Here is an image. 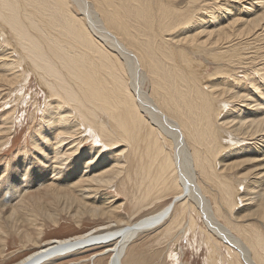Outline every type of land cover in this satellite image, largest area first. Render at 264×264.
<instances>
[{
	"label": "bare ground",
	"instance_id": "bare-ground-1",
	"mask_svg": "<svg viewBox=\"0 0 264 264\" xmlns=\"http://www.w3.org/2000/svg\"><path fill=\"white\" fill-rule=\"evenodd\" d=\"M31 73L47 96L31 144L52 154L53 176L45 183L35 170L30 185L43 195L4 209L2 181L14 173L19 182L29 165L1 172L0 233L37 223L31 209L55 225L62 215L113 222L123 205L112 190L134 181L130 162L146 184L137 213L176 194L135 221L46 242L27 234L23 244L37 249L11 264L107 247L109 264H122L142 234L199 227L194 213L206 264H264V0H0V97L24 90ZM18 105L0 117V149ZM90 140L99 143L86 147ZM98 163L106 165L92 173Z\"/></svg>",
	"mask_w": 264,
	"mask_h": 264
},
{
	"label": "rangeland",
	"instance_id": "rangeland-1",
	"mask_svg": "<svg viewBox=\"0 0 264 264\" xmlns=\"http://www.w3.org/2000/svg\"><path fill=\"white\" fill-rule=\"evenodd\" d=\"M179 1L186 2V0ZM228 16L230 19L232 14L229 13ZM200 60L204 63L202 58H200ZM211 68L213 67L211 66ZM28 77H30L29 80L25 81L22 84L24 90H22L21 92H10L9 90H7V88H5L7 91L1 92L3 93V95H1L0 97V117L8 108L13 105H16L17 103L19 104L17 107L18 110L14 116V129H16L14 133L9 136V138L11 137V140L7 144V146L0 149L2 150L0 151V180L1 178L6 177L1 172H3L9 164L10 168L13 164L16 163V161H21L22 164L29 165L28 175H23L19 182L16 181L17 176L14 175V173L11 174V178L4 179L2 181V187L6 188L3 194L4 197H8L7 204L9 205L6 206L4 209L8 207L10 208V206L14 204L22 205L23 202H26L32 197L39 198L41 197V195H43V192H37V189L34 185H30L32 181H37V179L34 178L36 176V174L34 176L35 170L39 171V179L44 180L45 183H49V177L53 176V174L45 172V170L47 169L46 164L51 161L50 156L52 154L45 156L38 151V148L34 147L31 144L32 135H34L37 132V129L40 127L41 111L39 110H42L44 108V102L46 101L47 96L45 95V89L40 85L39 80H37V77H35V75H33L32 73L28 75ZM262 93L264 94V89L262 90ZM20 95L21 97L26 99L25 103H23V100L25 99H19ZM260 96L263 97L262 95ZM31 97L32 100H30ZM36 102L38 104V108L35 105ZM35 108L38 109H36V114H34ZM247 112L249 113L250 110L247 109ZM52 129L55 130L54 127ZM42 131H45L44 127L42 128ZM94 144H97V142H93L90 140L89 142H87L86 147L94 146ZM120 148L121 147L110 150V153L113 152L116 155L117 153H119L118 149ZM42 161H44V166L40 165ZM104 165L106 164L98 163L93 167L92 173L99 172L101 170V167ZM136 169L137 166L134 165L133 162H130V165L128 164V172L131 173L134 181L131 182L127 178L125 182L119 184L117 189L112 190V196L116 197V200L123 205L121 211L116 212V214L114 215V218L112 219L113 222L102 217L94 218L90 216H85L81 222H78L75 218L71 216L62 215L60 217V223L58 225H55L53 222H51V220L49 221L45 219L44 216L41 215L43 214L42 212L36 211L35 209H31L30 213L32 214V216L30 217V219H32L34 215H39L37 216V223L30 222L31 224H23L19 232L18 230H15L14 228L3 224L5 225V231H3L4 234L0 233V264L14 263L37 249L36 245L32 242L27 243V245L23 244V241L25 240V235L27 234H30L36 239H39L41 242H46L50 239L67 238L81 234L92 228L110 226L118 220L119 222L127 220L135 221L143 215L157 211L158 209L162 208L164 205L169 203L170 200L176 194V191H174L166 199L156 203L155 207L144 211H142V209V212L140 211L141 213L138 212L139 214L136 212L134 207L137 202L144 199V197H141V195L144 194V191L146 189V184L141 187V180L144 178V176L141 179H137L136 174H134L136 172ZM64 174H66V171ZM82 174L83 172L80 175ZM21 182L24 183H22L23 186H19V183ZM13 183H15V185L17 186L14 194H12V192H10L7 188ZM141 192L143 194H141ZM23 196L25 198L21 201V198ZM5 211L6 210H4L3 212L5 213ZM180 211L181 206L178 205L176 208V214H178ZM193 216L196 219L200 228L205 227L195 213L193 214ZM2 222L4 221L2 220ZM184 222L189 223L187 221ZM42 225V234H39ZM190 227L192 228H188L189 231L187 230L186 233H184V230L186 228H183L184 230H182L181 228H174L170 233H166L165 230L162 229L142 234L141 236L132 240L131 243H129L126 248L127 250L125 251L124 256L122 258V264H177L178 261L182 264H206L208 249L205 240H208V238L204 236L203 232L200 230L199 227H196V225L193 226L190 224ZM107 248L101 250L99 249L87 251L79 255L72 254L65 260L59 262H52L50 264H109L110 259L113 255L111 252H106V250L108 251ZM174 251H176V253H174ZM225 251L223 250L224 255H226ZM102 253L103 255L92 259L94 256H96V254ZM171 253L174 255L172 256ZM175 257L179 259H176Z\"/></svg>",
	"mask_w": 264,
	"mask_h": 264
},
{
	"label": "water",
	"instance_id": "water-1",
	"mask_svg": "<svg viewBox=\"0 0 264 264\" xmlns=\"http://www.w3.org/2000/svg\"><path fill=\"white\" fill-rule=\"evenodd\" d=\"M98 243H100V242H93V243H90L88 245H94V244H98Z\"/></svg>",
	"mask_w": 264,
	"mask_h": 264
},
{
	"label": "snow or ice",
	"instance_id": "snow-or-ice-1",
	"mask_svg": "<svg viewBox=\"0 0 264 264\" xmlns=\"http://www.w3.org/2000/svg\"><path fill=\"white\" fill-rule=\"evenodd\" d=\"M97 143H99V141H97Z\"/></svg>",
	"mask_w": 264,
	"mask_h": 264
}]
</instances>
